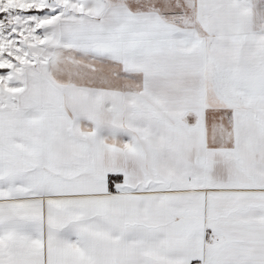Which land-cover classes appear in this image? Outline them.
I'll return each instance as SVG.
<instances>
[{
    "label": "snow or ice",
    "instance_id": "obj_1",
    "mask_svg": "<svg viewBox=\"0 0 264 264\" xmlns=\"http://www.w3.org/2000/svg\"><path fill=\"white\" fill-rule=\"evenodd\" d=\"M0 264H264V0H0Z\"/></svg>",
    "mask_w": 264,
    "mask_h": 264
}]
</instances>
